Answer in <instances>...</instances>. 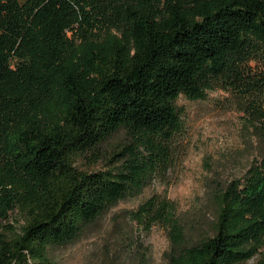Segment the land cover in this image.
Wrapping results in <instances>:
<instances>
[{
	"label": "trees",
	"instance_id": "16d2710c",
	"mask_svg": "<svg viewBox=\"0 0 264 264\" xmlns=\"http://www.w3.org/2000/svg\"><path fill=\"white\" fill-rule=\"evenodd\" d=\"M217 88L259 155L196 242L167 195L130 211L168 229L166 264H264V0H0V264H55L168 168L179 98Z\"/></svg>",
	"mask_w": 264,
	"mask_h": 264
},
{
	"label": "rangeland",
	"instance_id": "374dc122",
	"mask_svg": "<svg viewBox=\"0 0 264 264\" xmlns=\"http://www.w3.org/2000/svg\"><path fill=\"white\" fill-rule=\"evenodd\" d=\"M178 105L182 124L169 143L168 168L158 171L141 193L89 225L75 242L54 248L55 264H166L168 229L162 224L146 229L130 216L154 194L175 201L187 227V243L210 230L214 193L242 178L259 152L247 128V113L233 92L217 88L203 99L181 96ZM79 165L97 170L103 161L87 155Z\"/></svg>",
	"mask_w": 264,
	"mask_h": 264
}]
</instances>
